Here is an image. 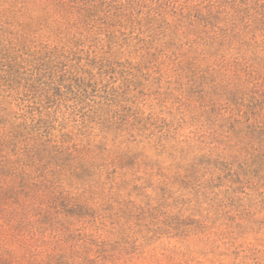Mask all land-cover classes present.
Returning <instances> with one entry per match:
<instances>
[{
  "label": "rangeland",
  "instance_id": "1",
  "mask_svg": "<svg viewBox=\"0 0 264 264\" xmlns=\"http://www.w3.org/2000/svg\"><path fill=\"white\" fill-rule=\"evenodd\" d=\"M1 172L0 264H264V0H0Z\"/></svg>",
  "mask_w": 264,
  "mask_h": 264
},
{
  "label": "trees",
  "instance_id": "2",
  "mask_svg": "<svg viewBox=\"0 0 264 264\" xmlns=\"http://www.w3.org/2000/svg\"><path fill=\"white\" fill-rule=\"evenodd\" d=\"M13 174H14V172H11V175L10 174L9 175L12 177ZM0 176H4V178H2L3 182H4L7 179L6 177L8 175H6V174L4 175V173L1 172ZM26 182L27 181H25V178H23L21 184H19V186H17V188H18L17 190H20L19 193L14 192L12 190V186L10 187V185H9L8 190H4V191L1 190V192H0L1 197L0 198L6 199V200H8L10 198V199H13L16 204L21 205V196L20 195H23V194L27 195L29 193V191H28L29 186L27 185Z\"/></svg>",
  "mask_w": 264,
  "mask_h": 264
}]
</instances>
